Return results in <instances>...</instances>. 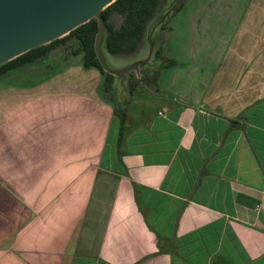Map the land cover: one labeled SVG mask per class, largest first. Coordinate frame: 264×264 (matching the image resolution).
<instances>
[{
  "label": "crops",
  "instance_id": "1",
  "mask_svg": "<svg viewBox=\"0 0 264 264\" xmlns=\"http://www.w3.org/2000/svg\"><path fill=\"white\" fill-rule=\"evenodd\" d=\"M179 11L115 103L94 67L0 75V264H264V0Z\"/></svg>",
  "mask_w": 264,
  "mask_h": 264
},
{
  "label": "water",
  "instance_id": "2",
  "mask_svg": "<svg viewBox=\"0 0 264 264\" xmlns=\"http://www.w3.org/2000/svg\"><path fill=\"white\" fill-rule=\"evenodd\" d=\"M115 1L0 0V66L32 49L63 38L95 18L98 20L96 56L103 69L114 76L117 95L120 99H125L130 90L131 74L141 78L143 69L157 67V43L179 0L167 1L147 28L146 50L143 46L139 52L129 57L113 55L106 48L107 27L102 12ZM160 16L162 17L158 20ZM145 85L152 88L150 84Z\"/></svg>",
  "mask_w": 264,
  "mask_h": 264
},
{
  "label": "trees",
  "instance_id": "3",
  "mask_svg": "<svg viewBox=\"0 0 264 264\" xmlns=\"http://www.w3.org/2000/svg\"><path fill=\"white\" fill-rule=\"evenodd\" d=\"M165 3L166 0H116L107 7L102 12V17L107 27V50L113 55L124 57L139 52L144 46L146 31L150 22L160 13ZM183 5L184 0H180L174 10L181 9ZM113 12L118 13L123 18L119 27H116L111 22L110 14ZM97 31L98 20L94 18L79 26L63 38L56 39L47 45L32 49L0 66V75L13 71L23 65L37 63L42 57L48 55L54 46L66 43L71 38L75 37L79 41V46L73 50L72 53L75 55L83 53V66L85 68H97L102 73L104 76L101 88L103 97L109 102L115 103L118 95L117 89L114 87V76L103 69L101 62L96 56L95 38ZM156 60H160V63L149 75L143 74L141 78H138L135 74H131V89L140 83L153 86L156 85L160 70L163 67L175 64V60L163 57L158 49L156 50ZM120 112L122 113L123 110L120 109ZM122 135L123 131L121 126V138Z\"/></svg>",
  "mask_w": 264,
  "mask_h": 264
},
{
  "label": "rangeland",
  "instance_id": "4",
  "mask_svg": "<svg viewBox=\"0 0 264 264\" xmlns=\"http://www.w3.org/2000/svg\"><path fill=\"white\" fill-rule=\"evenodd\" d=\"M167 1L168 0H166L164 7L166 6ZM110 18H111V22L116 27H119L123 20L122 16L117 13H112L110 15ZM183 18L184 19L187 18V13L185 15V11H182V12L179 11V12H176L175 14H172L169 17V22L171 24H175V23H178ZM166 34L167 32H165L164 35H162L163 39ZM78 46H79V41L75 37H73L68 42L62 43V44H59L53 47L48 55L42 57L37 62V65L39 64V66L41 67V70L44 71L43 73L45 74L44 77L47 78L49 75L51 76L52 73H55L57 71L61 72L63 70H68V68H71V67L83 66V53H80L77 55L72 53V51L78 48ZM144 50H146L145 43H144ZM129 56H133V55H129ZM112 64L115 65V62H113ZM26 66H29V65H26ZM100 75H101V80H100L99 88L101 90L104 76L102 75L101 72H100Z\"/></svg>",
  "mask_w": 264,
  "mask_h": 264
},
{
  "label": "flooded vegetation",
  "instance_id": "5",
  "mask_svg": "<svg viewBox=\"0 0 264 264\" xmlns=\"http://www.w3.org/2000/svg\"><path fill=\"white\" fill-rule=\"evenodd\" d=\"M179 1H180V0H179ZM175 7H176V6H175ZM175 7H174V8H175ZM177 11H178V10H174V12H173L172 14H175ZM113 13H115V12H113ZM117 14H118V13H117ZM172 14H171V15H172ZM110 15H111V14H110ZM161 17H162V16H160V18H159L158 20H160ZM158 20H157V21H158ZM157 21H156V22H157ZM168 23H169V19L167 20V22H166V24H165V26H164V31L169 30ZM164 31H163V32H164ZM163 32H162V33H163ZM54 47H55V46H54Z\"/></svg>",
  "mask_w": 264,
  "mask_h": 264
}]
</instances>
